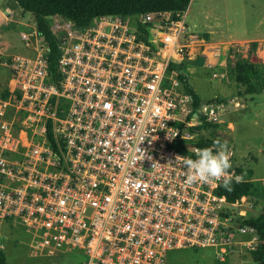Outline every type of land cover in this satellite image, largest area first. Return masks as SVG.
Returning <instances> with one entry per match:
<instances>
[{
	"label": "built area",
	"instance_id": "built-area-1",
	"mask_svg": "<svg viewBox=\"0 0 264 264\" xmlns=\"http://www.w3.org/2000/svg\"><path fill=\"white\" fill-rule=\"evenodd\" d=\"M185 14L103 15L81 27L49 16L58 84L44 41L36 56H9L12 103L0 99V224L21 225L46 256L81 252V264H166L167 251L181 248H213L223 264L237 247H256L255 231L237 221L253 201L236 212L246 196L228 202L222 180L186 179L183 159L213 146L192 128L203 116L213 124L216 111L205 104L193 112L169 70L201 47ZM1 16L8 24L13 12ZM52 97L60 102L51 110ZM48 119L61 158L47 138ZM216 135L231 153L229 174L243 177L233 143Z\"/></svg>",
	"mask_w": 264,
	"mask_h": 264
},
{
	"label": "rangeland",
	"instance_id": "rangeland-1",
	"mask_svg": "<svg viewBox=\"0 0 264 264\" xmlns=\"http://www.w3.org/2000/svg\"><path fill=\"white\" fill-rule=\"evenodd\" d=\"M6 2L10 3L9 9L0 5V14L6 10L13 12L9 23L22 20L21 30L29 36L26 41L29 45L21 40L16 31L10 40L11 48L5 50L1 42L6 41V37H1L0 63L7 58L6 52L36 56V46L43 38L39 34L37 37L34 35L37 30L32 15L24 12L18 15L14 11L18 7L14 1ZM0 19L3 25H7L2 16ZM185 22L194 26L193 30L200 39L210 42L205 45L202 41L198 42L196 45H200L202 50L196 47L199 49L185 57L190 82L204 101L212 98L223 101L214 105L216 117L213 124L218 134L221 133L233 143L235 167L241 169L244 178L250 173L252 179L264 180V91L240 96L243 88L236 84L233 72L234 63L239 57L264 63V0H190ZM254 42L255 46L252 44ZM9 73L5 66H0V99L12 103L10 90L13 85L8 79ZM13 96L18 94L14 93ZM192 129V132H202L196 127ZM200 137L199 141L204 142L203 138L208 136L204 132ZM248 199L233 209L236 212L245 210ZM256 206L260 207L261 203L256 201L252 211L247 208V216H255L259 212ZM0 225V248H3L8 264H81L84 260L81 252L46 256L34 249L30 235L21 225ZM247 251L250 250L237 247L223 264L248 263L249 260L245 258ZM214 255L213 248H181L167 251L165 261L166 264H218Z\"/></svg>",
	"mask_w": 264,
	"mask_h": 264
},
{
	"label": "trees",
	"instance_id": "trees-1",
	"mask_svg": "<svg viewBox=\"0 0 264 264\" xmlns=\"http://www.w3.org/2000/svg\"><path fill=\"white\" fill-rule=\"evenodd\" d=\"M18 8L24 13L32 15L37 33L43 38L46 46V60L51 78L58 84L60 78L57 71V61L59 57V47L57 40L49 28L48 17L59 15L72 20L78 27L88 25L94 17L103 15H128L139 17L147 12L167 11L182 12L186 11L190 0H13ZM139 30L146 35L147 31L143 23H138ZM253 46L256 43H252ZM186 60L172 61L169 63V70L173 71L180 87L191 97V108L193 112L200 110L205 104L218 105L223 101L212 98L204 101L192 83L185 66ZM234 79L238 86L242 87L240 96L252 95L264 91V63H254L246 58L239 57L234 63ZM60 99L52 97L51 110L58 105ZM59 106V105H58ZM57 116H60L59 109H56ZM201 123L197 129L204 130L208 137L202 143L222 142L216 135V125L205 121V117L200 118ZM46 135L53 148L54 154L61 158L59 139L55 134L54 121L47 120ZM240 172L241 169L237 168ZM241 173V172H240ZM242 174V173H241ZM244 177V175H243ZM220 193L223 194L228 202H235L241 196L248 197L253 203L259 201L261 206L259 212L247 217H239L237 221L244 226L252 228L259 242L254 250L247 251L245 258L246 264H264V180L252 179L248 173L241 183H233L232 191H225L222 187ZM0 264H8L3 249L0 248Z\"/></svg>",
	"mask_w": 264,
	"mask_h": 264
},
{
	"label": "clouds",
	"instance_id": "clouds-1",
	"mask_svg": "<svg viewBox=\"0 0 264 264\" xmlns=\"http://www.w3.org/2000/svg\"><path fill=\"white\" fill-rule=\"evenodd\" d=\"M195 156V159L186 157L182 161L187 169L186 179L189 184L222 180L219 186L230 192L234 182L241 183L243 181L242 176L236 175L233 177L228 172L232 164L230 160L231 153L226 143L214 141L212 147L195 150Z\"/></svg>",
	"mask_w": 264,
	"mask_h": 264
},
{
	"label": "crops",
	"instance_id": "crops-1",
	"mask_svg": "<svg viewBox=\"0 0 264 264\" xmlns=\"http://www.w3.org/2000/svg\"><path fill=\"white\" fill-rule=\"evenodd\" d=\"M7 0H3L2 1V3H1V7L3 8H7V9H9L8 7H9V4L10 3H7L6 2ZM15 3V2H14ZM16 4V3H15ZM13 10V9H12ZM15 12H16V14H18V15H20V13L22 12L21 10H20V8H18V7H16L15 8V10H14ZM23 13V12H22ZM0 18H1V14H0ZM22 20H20V21H17V22H12V23H9V24H7V25H3L2 24V22H1V19H0V38L1 37H6V41H3V42H1L2 44H4L5 45V50H8V49H10L11 48V43H10V40L11 39H13L14 38V36H15V34H16V31H17V33H18V35H20V33L22 32ZM188 25V24H187ZM195 25V24H194ZM189 27H191V29L193 30V25H191V24H189L188 25ZM15 29H17V30H15ZM194 31V30H193ZM195 32V31H194ZM210 39H211V37H209ZM201 41H202V44H210V42H206L204 39H201ZM7 46V47H6ZM201 49V48H200ZM202 50V49H201ZM2 54H5L3 51H2ZM6 55H7V58L6 59H3V61L4 62H2V63H0V66H5L6 67V65H5V61L9 58V56H12V55H15V54H13V53H7L6 52ZM18 55H21V54H18ZM7 68V67H6ZM7 71H8V73H9V70H8V68H7ZM1 76V75H0ZM9 78H10V73H9ZM8 78V79H9ZM0 227L2 228V225H0ZM3 249V248H2Z\"/></svg>",
	"mask_w": 264,
	"mask_h": 264
},
{
	"label": "water",
	"instance_id": "water-1",
	"mask_svg": "<svg viewBox=\"0 0 264 264\" xmlns=\"http://www.w3.org/2000/svg\"><path fill=\"white\" fill-rule=\"evenodd\" d=\"M2 1H3V0H0V5H1ZM200 113H201V112H200V111H198V114H200Z\"/></svg>",
	"mask_w": 264,
	"mask_h": 264
}]
</instances>
